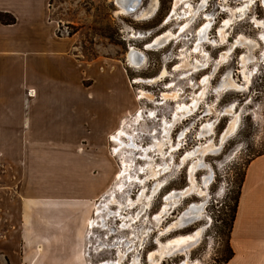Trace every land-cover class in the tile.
Masks as SVG:
<instances>
[{"label": "rangeland", "instance_id": "obj_1", "mask_svg": "<svg viewBox=\"0 0 264 264\" xmlns=\"http://www.w3.org/2000/svg\"><path fill=\"white\" fill-rule=\"evenodd\" d=\"M155 1L149 15L141 12L149 0L127 14L112 0L52 5L51 16L80 35L85 58L95 56L96 44L104 58L121 62L143 115L132 111L120 121L129 134L123 139L137 141L133 155L126 147L115 155L117 143L105 137L102 195L92 197L88 218L106 194H116L104 221L85 225L81 264H222L240 179L250 158L264 152L262 0ZM165 32L168 41L144 48ZM131 47L144 55L140 66L126 60ZM11 189L0 183V264H20Z\"/></svg>", "mask_w": 264, "mask_h": 264}, {"label": "crops", "instance_id": "obj_2", "mask_svg": "<svg viewBox=\"0 0 264 264\" xmlns=\"http://www.w3.org/2000/svg\"><path fill=\"white\" fill-rule=\"evenodd\" d=\"M54 1L0 0L14 17L0 21V183L13 189L20 264H81L105 137L135 109L120 61L96 44L85 58L78 32L58 35ZM229 245L223 264H264V153L245 166Z\"/></svg>", "mask_w": 264, "mask_h": 264}, {"label": "bare ground", "instance_id": "obj_3", "mask_svg": "<svg viewBox=\"0 0 264 264\" xmlns=\"http://www.w3.org/2000/svg\"><path fill=\"white\" fill-rule=\"evenodd\" d=\"M183 1V0H182ZM115 2H116V4L118 5V13H126V12H133V10L135 9V8H137L139 5H140V0H134V2L135 3H131L130 1V3H128V4H126V5H123L122 3H121V0H115ZM203 2V1H202ZM262 4H263V6H264V0H262ZM203 6V3H201V5H200V7H202ZM175 9H176V1H174V3H173V6H172V8H171V13H174L175 12ZM127 14V13H126ZM172 15V14H171ZM205 15V14H204ZM209 17V16H208ZM171 18V17H170ZM167 22V21H166ZM163 24H165V22H163ZM205 27H202L201 29H200V31H202L203 29H204ZM205 32V31H204ZM168 32H165V33H163V34H161V35H157V36H155L151 41H149V42H147L146 44H145V47L144 48H146V49H148V48H151V47H153V46H156V45H162V44H164L166 41H168V38L169 37H165L164 39L162 38L163 36H165L166 34H167ZM135 34L136 33H132V34H130L129 36L131 37V38H135L136 36H135ZM171 33L169 32V35H170ZM199 35H200V33H198ZM138 35H140V34H138ZM172 35V34H171ZM139 37V36H138ZM141 37V36H140ZM201 37V36H200ZM202 38V37H201ZM204 38V37H203ZM241 43V42H240ZM200 49V48H199ZM127 62L130 64V63H132V64H134V65H136V67L139 65L140 66V64L143 62V60L145 59L144 58V55L142 54V52L140 51V50H137L136 48H134V47H131L130 48V51H128L127 52ZM133 83H136L137 82V80L136 79H133V81H132ZM179 108H180V106H179ZM134 115H135V118L136 119H140V117H141V115H142V110L140 109V106L138 107H135V109H134ZM178 114V113H177ZM143 116V115H142ZM133 119V118H132ZM128 125V124H127ZM126 127V126H125ZM166 126H165V124H164V127L162 128L163 129V131L166 133V135L168 134V130L165 128ZM166 135H165V138H166ZM123 137H129V134L125 131V129H124V127L122 126V127H120V128H118V130L115 132V133H112L111 135H110V140H113L115 143H117V145L116 146H114L113 147V152L115 153V155H117V154H121V151H123V148L124 147H126L127 148V150H129V151H131L130 153H132V155H133V153H135V152H133L135 149H136V147H138L137 145H136V142L137 141H135V143H131L130 142V144H129V142H126L124 139H123ZM128 140V139H127ZM165 140V139H164ZM130 141H132V140H130ZM133 142V141H132ZM164 142V141H163ZM163 142H161L160 140L158 141V149L160 150V147L163 145ZM155 143H156V141H155ZM154 146H155V144H154ZM153 148V147H152ZM138 149V148H137ZM158 151V150H157ZM143 152V151H142ZM144 153H145V149H144ZM147 155V154H146ZM132 158H133V156H132ZM152 162L150 161V164H151ZM149 163H148V165L147 166H149L150 165ZM124 168H129V165H127V163H125V162H123V165H122ZM151 166V165H150ZM152 167V166H151ZM141 169H143V168H141ZM149 169V168H148ZM126 170V169H125ZM150 170V169H149ZM152 170V169H151ZM124 171V170H123ZM152 172V171H151ZM120 173V172H119ZM119 173H117L118 175V178L120 177L119 176ZM141 173V172H140ZM125 176V175H124ZM127 178V177H126ZM142 181V180H141ZM141 181H139V182H141ZM119 182H121L122 183V179L120 178V181ZM190 182V181H189ZM121 183H119L118 184V188H120V186H121ZM142 183V182H141ZM123 184V183H122ZM119 190H121V189H119ZM115 190H113L112 192H110V193H108V194H106V195H108V198H105V199H102V202H104L103 204H100V205H98V206H95V208H94V214L93 215H95V217L94 216H92L90 219H89V221H88V225H89V227H93V226H96V222L95 221H97V223L99 222V218L98 217H103V214H105L104 212H106V214H108L109 215V210H108V205L109 204H111V200H113V197H114V194H116L115 192H114ZM143 191V190H142ZM170 197V196H169ZM143 199V198H142ZM137 203V202H136ZM126 205H132V201H131V199H127V201H126V203H125ZM118 206H119V209H118V212L119 211H121V209H122V204L121 203H118ZM125 208V207H124ZM120 213V214H119ZM119 213H117V215L119 216V218H125L126 219V217H124V216H122L121 215V212H119ZM162 214H164V208H162L160 211H159V213H156L155 215H154V219L155 220H157L158 221V217L160 216V215H162ZM124 219V220H125ZM102 222L104 221V218H101L100 219ZM160 221V220H159ZM124 225H126L125 223H123ZM128 226V225H127ZM126 227V226H125ZM124 227V228H125ZM161 247V246H160ZM163 247V246H162ZM168 247V246H167ZM168 248H170V247H168ZM161 250V249H160ZM159 250V253H160V255H161V253H162V250L160 251ZM164 250H166V249H164ZM123 252V251H122ZM119 256H120V253L118 254ZM137 261V260H136ZM104 263H106V262H104ZM136 263V262H135ZM118 264V263H117ZM133 264V263H132ZM151 264H156V262L155 261H152V263Z\"/></svg>", "mask_w": 264, "mask_h": 264}, {"label": "trees", "instance_id": "obj_4", "mask_svg": "<svg viewBox=\"0 0 264 264\" xmlns=\"http://www.w3.org/2000/svg\"><path fill=\"white\" fill-rule=\"evenodd\" d=\"M0 21L2 23H13L14 22V17L10 14V13H7V12H1L0 11ZM70 34V33H69ZM264 153V152H263ZM262 154V153H260ZM259 155V154H258ZM252 158H250L251 160ZM244 175V174H243ZM243 175L240 179V184H239V189L237 191V195L236 197L234 198V205L231 207V212H230V223H229V231L230 232V229H231V226H232V223H233V220H234V216H235V212H236V209H237V200H238V194H239V191H240V185H241V182H242V179H243ZM233 254V251L232 249L230 248V245H229V234H228V254L226 255V257L224 258L223 262H226ZM223 264V263H222Z\"/></svg>", "mask_w": 264, "mask_h": 264}, {"label": "built area", "instance_id": "obj_5", "mask_svg": "<svg viewBox=\"0 0 264 264\" xmlns=\"http://www.w3.org/2000/svg\"><path fill=\"white\" fill-rule=\"evenodd\" d=\"M58 35H68L70 33L68 25H60L57 29ZM30 93V91L28 92Z\"/></svg>", "mask_w": 264, "mask_h": 264}, {"label": "water", "instance_id": "obj_6", "mask_svg": "<svg viewBox=\"0 0 264 264\" xmlns=\"http://www.w3.org/2000/svg\"><path fill=\"white\" fill-rule=\"evenodd\" d=\"M130 2H131V3H132V2L135 3L134 0H130ZM130 2H128V3H130ZM128 3H127V4H128ZM137 8H138V7H137ZM137 8H135L134 10H136ZM134 10H133V12H134Z\"/></svg>", "mask_w": 264, "mask_h": 264}, {"label": "flooded vegetation", "instance_id": "obj_7", "mask_svg": "<svg viewBox=\"0 0 264 264\" xmlns=\"http://www.w3.org/2000/svg\"><path fill=\"white\" fill-rule=\"evenodd\" d=\"M263 3V2H262ZM162 23V22H161ZM111 141V140H110Z\"/></svg>", "mask_w": 264, "mask_h": 264}]
</instances>
